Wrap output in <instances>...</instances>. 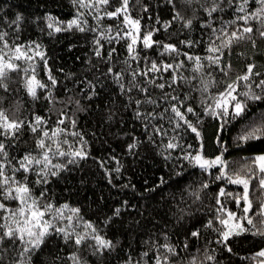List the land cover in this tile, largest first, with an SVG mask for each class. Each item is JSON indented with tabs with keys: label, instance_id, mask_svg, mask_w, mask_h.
Instances as JSON below:
<instances>
[{
	"label": "trees",
	"instance_id": "trees-1",
	"mask_svg": "<svg viewBox=\"0 0 264 264\" xmlns=\"http://www.w3.org/2000/svg\"><path fill=\"white\" fill-rule=\"evenodd\" d=\"M238 2L216 0L223 10L213 13L210 18L195 0L191 5L185 0H175V11H179L185 19L192 18L193 24L185 28L183 21L177 20L165 29L164 24L172 20L174 15L173 5L168 0H130L131 16L141 22V36L159 29L154 31L152 39L160 44H174L180 52L179 55L170 54L159 45L154 44L148 49L138 43L136 51L139 58L133 60L127 48L130 41L116 37L117 31L122 32L125 28L122 17L105 16L98 23L94 19L96 12L80 9L88 21L85 27L98 28L107 37H113L111 42L106 38L101 39L104 46L101 49L102 57H97L94 54V38L98 32H80L75 28L54 32L47 27L50 22L48 17L60 22L61 27L76 17L79 6L73 0H0V31L9 33V43L14 41L29 45L35 42L40 45L36 51L43 52L47 60L45 65L44 60L35 56L33 51L30 52L34 56L32 61H17L20 70L8 74L5 81L8 90L0 88V109L10 119L31 122L35 116L43 117L46 123L41 127L45 130L56 127L66 130L59 137L63 151L80 148L83 140L86 142L83 144L84 150L88 153L85 159H77L74 164L68 163L72 159L70 156H52V165L64 164L67 167L59 170L56 176L48 175L47 183L36 182L39 179V166H34L35 171L26 174L32 195L38 198L41 206L48 203L55 208L67 205L64 209L65 217L73 215V208L80 210L78 217L73 215L71 222L56 218L53 221L54 227L83 233L85 223L90 222L100 235L112 240L115 245L103 255H94L93 249L88 247L94 241L89 239L78 247L72 240L65 242L63 233L53 231L45 238L41 248L32 254L31 264H73L70 259L73 253L80 257L83 264H127L129 257L134 264L136 261L152 264L148 258L141 259L142 253L150 249L152 241L176 247L180 255L172 257V264H190L192 257H196L197 264H253L258 260L254 257L264 248V236L254 234L255 229L244 222L249 231L230 236L227 242H223L220 235L223 227L216 220V198L220 188L235 195L242 193V187L229 184L226 179L216 180L220 174L217 168L205 172L183 159L187 152L195 154L201 143L205 157L211 159L219 155L222 148L217 144L218 136L221 144L227 148L224 159L228 162L229 172L240 171L245 164L251 163L254 156L264 154V139L246 143L237 140L244 130L252 126L255 118L264 112V102L249 101L252 115L247 119L231 120L222 131L220 120L203 114L207 105L213 103V97L223 91L225 83L246 72L247 64H256L254 71L264 73V39L256 33L253 34L255 47L251 41L244 40L234 44L230 53L225 52L223 63L232 65L227 76L215 67H208L207 60L203 59L210 54L207 50L209 42L216 34L211 27L201 25L210 20L212 27H228L231 31L234 26H229L228 22L238 14L235 11ZM119 6L120 0H111L110 6H104L99 15L103 16L104 11H113ZM145 6L148 9L146 12ZM249 7L255 9L258 5L252 0ZM18 14L23 19L17 30V26L11 25V22ZM252 27L255 29L258 24L253 21ZM186 40L192 41L190 47L181 43ZM112 49L115 52L109 59L107 53ZM185 52L202 58L206 65L202 74L193 71L194 62L186 59L183 55ZM151 61H156L158 65L185 62L183 67L174 72H156L148 77H137L139 85L149 89L150 98L157 101L158 106L147 103L145 95L136 88L130 93L121 92L114 76L108 74L109 67L113 68V72H123L121 83L126 88L131 87L129 73L133 70H146ZM24 69H28L29 75L34 69L37 79L48 85L47 89L37 90L38 99L34 100L24 89ZM49 70L57 81L55 88L48 79ZM173 75L178 77V83L168 87ZM193 76H197V79L192 80ZM149 79L154 83H149ZM257 79H264V75ZM202 80L211 82L208 92L202 91ZM89 82L95 87L91 88ZM159 83H165L166 87H156ZM245 90L243 86L239 89ZM49 91L52 102L47 98ZM255 91L260 94L259 89ZM166 94L178 96L184 101L185 107L192 106L201 114L199 121L196 116L188 114V119L200 131V138L186 129V126L175 129L174 124L178 118L170 111L165 112L163 118L157 115L156 119L147 121L137 117L138 111L159 114L165 108H170L173 101L165 102ZM77 100L79 105L75 103ZM135 100L143 103L137 106ZM61 112L66 113L69 119L58 125ZM71 120H75V126ZM157 127L162 128L166 134H156ZM73 132L79 135L74 136L71 134ZM39 138L40 132L33 133L29 124L14 138L0 135V141L8 146V159L14 166H18V161L26 154L39 155L40 150L36 147ZM64 140L67 143H63ZM170 141L180 147L168 149L166 145ZM132 144L136 147L129 149ZM117 168L119 171H116ZM52 170L56 171L54 168ZM24 175L22 172L17 173V179H23ZM205 183L208 187L202 188ZM41 193L44 195L41 196ZM259 195V191H255L252 194L253 200ZM221 201L227 209L238 216L243 215V201L240 207H237L231 196L221 197ZM6 203L10 208L17 207L15 201ZM117 208L121 210L118 216L114 215ZM109 217L112 219L109 220ZM45 219L51 220L52 214H46ZM209 220L213 221L211 228L206 227ZM196 231L199 236H192V232ZM2 247L8 249L0 257L4 264H11V261L18 258L21 246L5 242ZM149 255L153 253L150 251ZM208 255L215 259L207 261L205 257Z\"/></svg>",
	"mask_w": 264,
	"mask_h": 264
},
{
	"label": "snow or ice",
	"instance_id": "snow-or-ice-1",
	"mask_svg": "<svg viewBox=\"0 0 264 264\" xmlns=\"http://www.w3.org/2000/svg\"><path fill=\"white\" fill-rule=\"evenodd\" d=\"M185 2L191 5L194 0H185ZM195 2L200 3V9L210 18L213 13L223 10L220 5L216 3V0H202V2L201 0H195ZM251 2L252 0H239L235 9L238 14L235 16V19L228 22L229 26H234L231 31L228 30V27L222 26L220 29L212 27L210 20L201 25L202 27H211L212 32L216 34L215 38L210 39L209 42L207 50L210 54L203 59L207 60L208 67L219 69V71L225 76H227L228 71H230L232 67L231 63H223L226 51L230 53L234 44L244 40L251 41L253 47H255L256 41L253 38L254 33L258 34L261 39H264V0H255V3L258 5L255 9H250L249 6ZM73 3L79 6L76 17L68 21L64 27L60 26V22L54 21L52 17H48L50 22L47 27L54 32L67 31L73 28L80 32H98V36L94 38V44L96 45L94 54L97 57H102L101 49L104 46L101 43V39L106 38L111 42L113 37H107L105 33L100 32L98 28L85 27V25L88 24V21L87 19H84L85 13L80 11V9H91L96 12L97 14L94 16V19L98 23L105 16L108 18L122 17L125 28L122 32L117 31L116 37L128 39L130 41L127 44V48L129 55L133 60L139 58V53L136 51L138 43H142L144 48L148 49L152 48L154 44L159 45L163 47L164 51L167 53L180 54L176 45L160 44V42L152 39L154 31H158L159 29L148 31L141 36V22L140 19H135L131 16L129 9L130 0H120L119 7H116L113 11H104L103 16L99 15V12L104 6H110L111 0H73ZM168 3L173 5L174 15L172 16V20L164 24V28L167 29L173 21L177 20L183 21V26L185 28H190L193 24V19H185L179 11H175V0H168ZM147 10V6H145L144 11L146 12ZM193 11L195 12V9ZM88 14H91V12ZM22 19L23 17L18 14L15 20L11 22V25H16L18 30L19 22H21ZM253 21L258 24V27L255 29L252 27ZM108 31L110 32L111 29L109 28ZM9 39L10 36L7 31H0V88L5 91L8 90V85L5 83L8 74L20 70V65L17 61H32L34 59V56L30 55V52L34 51L35 56H39L44 60L45 65L47 64L44 53L36 51L40 48L39 44L32 42L29 45H24L15 43L14 41L10 44ZM181 43L189 47L192 45V41L190 40L181 41ZM113 52H115V49H112L111 52L107 53L109 59L112 57ZM183 55L187 60L194 62L193 71L195 73L202 74L204 72L206 65L202 62L200 56L194 57L187 52L183 53ZM184 63V61H179L176 64L163 63L158 65L156 61H151L150 67L146 68V70H133L129 73L131 76V87L127 88L124 83H121L124 76L123 72H113V68L109 67L108 74L114 76L121 92L130 93L133 88H136L145 95L147 103L157 105V101L150 98L149 89L139 85L137 77H148L151 73L156 72H174L176 69L183 67ZM256 67L257 65L254 63L247 64L246 72L242 75L236 76L231 82L225 83L223 91L218 92L216 96L213 97V103L208 104L204 109V115L212 116L221 121V131L231 120H236L237 118L247 119L252 115L249 101L264 102V79H257L264 75V73L254 71ZM23 71L25 73L24 89L34 100L38 99L37 90L47 89L48 85L37 79L34 69H32L30 75L28 74V69H24ZM48 79L51 86L55 88L57 81L51 75L50 70L48 73ZM191 79L196 80L197 76H193ZM148 82L154 83L151 79H149ZM185 82L189 81L185 80ZM177 83L178 77L173 75L171 83L167 86L172 87ZM210 83V81H201L203 92H208ZM89 85L91 88L95 87L94 85H91V82H89ZM155 86L164 89L166 84L159 83ZM241 86L246 90L239 91ZM255 89H259L260 94H257ZM166 97L167 99L165 102L168 100L173 101V103L170 104V108H165L164 112L159 114L154 112L140 113L138 111L136 113L137 117H143L147 121L156 119L157 115H159V118H163L164 113L170 111L175 118H178L177 122L174 124L175 129L186 126V129L195 133L197 138H200L201 133L198 131L197 126L188 119V114L196 116L198 121L201 114L197 113L192 106L185 107L184 101L180 100L178 96H167L166 94ZM47 98L52 102L51 91H49ZM75 103L79 105L78 100ZM134 103L137 106H140L143 101L135 100ZM182 107L184 108L183 111L181 110ZM66 119H69L66 113L61 112V118L58 120V125L64 124ZM256 120L259 122L256 123ZM70 122L75 126V120H71ZM45 123L46 121L41 116H35L34 121L31 122L10 119L8 114L3 109H0V135L11 136L14 138L26 124L30 125L33 133H36L37 131L40 132V138L36 142V147L40 150L39 155L33 156L31 153L24 155L18 161V166L12 165L11 160L8 159V146L0 141V246H3L5 242L21 246L18 252V258L11 261V264H31L32 254L41 248L45 243V238L53 231L63 233L65 242L72 240L78 247L84 245L89 239L94 241L93 244L88 245V247L93 249L94 255H103L106 250H111L115 247L113 241L100 235L90 222L85 223V231L83 233L75 232L74 230L69 232L65 228L54 227L53 221L56 218L67 219L71 222L73 215L78 217L80 210L78 208H73L71 209L73 215L65 217L64 209L68 207L67 205H63L60 208H55L51 203L41 206L38 202V198L32 195V189L29 187L26 174L35 171L34 166H39V172H37L39 179L36 182L47 183L46 177L48 175L56 176L59 170L67 167V165L64 164L52 165V156H70L72 159H70L68 163L74 164L77 162V159H85L88 155L83 147V144L86 142H83L82 138V146L80 148L70 152L63 151L59 137L61 133H64L66 130L60 127H56L52 130H45L41 127V125ZM145 127L147 128V124ZM155 133L166 134L160 127L155 128ZM71 134L74 136L79 135L75 132ZM260 139H264V112H261L259 116L255 118L252 126L244 130L242 134L237 137V140L242 143ZM63 143H67V140H64ZM217 144L221 145L222 151L214 158L210 159L205 157L203 154V143H201L200 149L197 150L195 154L187 152L183 156V159L187 160L189 164L194 167H199L205 172H208L212 168H217L220 174L216 176V180L226 179L229 184L242 187V193H237L235 195L227 192L223 187L220 188V191L217 194L216 203L218 205V215L216 216V220L219 225L223 227V231L217 229V231H220L221 240L227 242L230 236L239 235L243 232L249 231V229L245 227L244 222H246L247 225H250L251 228L255 229L254 234L264 236V154L254 156L251 163L245 164L240 171L229 172L228 162L224 159V152L227 151V148L221 144L219 136L217 137ZM134 147H136L135 144L129 145V149ZM166 147L168 149H176L177 147H180V145L170 141ZM188 147L191 148L192 146L188 145ZM53 168L56 169V171H53ZM9 169L11 170L10 174ZM116 171H119V168H117ZM21 172L25 174L23 179H17V173ZM253 181H256V183L253 184ZM161 182L163 183V179H161ZM207 187V183L202 185V188ZM255 191H259L260 195L257 196L254 201L252 194ZM40 195L43 196L44 193H41ZM196 195L197 199H199L198 193ZM228 196L233 197L237 207H240L241 201H243V215L238 216L235 212L227 209L225 204L221 201V197ZM6 201L17 202V207L15 209L10 208ZM120 211L121 210L117 208L114 215L118 216ZM49 213L52 214L51 220L45 219L46 214ZM111 219L112 217H109V220ZM206 227H213V221L209 220ZM192 236H199V232H192ZM167 239L168 238L165 235V240ZM184 247L187 248V244H185ZM228 250L231 251V249ZM7 251L8 249L6 247L0 248V257H2L3 253ZM150 251L153 253L152 256L149 255ZM179 255L180 253L174 245L152 241L150 249L142 253L141 259L148 258L152 261V264H172V257H178ZM70 259L73 261V264H83L76 253H73ZM205 259L207 261H212L215 257L208 255ZM254 259H258V264H264V249L257 252ZM0 264H4L2 259H0ZM127 264H134L131 257H129ZM135 264H140V261H136ZM190 264H197L196 257H192Z\"/></svg>",
	"mask_w": 264,
	"mask_h": 264
},
{
	"label": "rangeland",
	"instance_id": "rangeland-1",
	"mask_svg": "<svg viewBox=\"0 0 264 264\" xmlns=\"http://www.w3.org/2000/svg\"><path fill=\"white\" fill-rule=\"evenodd\" d=\"M264 249V248H263ZM253 264H258V260H255Z\"/></svg>",
	"mask_w": 264,
	"mask_h": 264
}]
</instances>
